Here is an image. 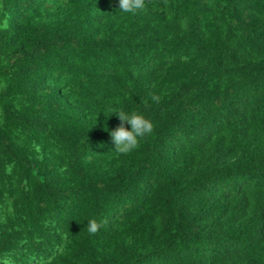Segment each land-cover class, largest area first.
<instances>
[{
  "label": "trees",
  "instance_id": "trees-1",
  "mask_svg": "<svg viewBox=\"0 0 264 264\" xmlns=\"http://www.w3.org/2000/svg\"><path fill=\"white\" fill-rule=\"evenodd\" d=\"M0 264H264V0H0Z\"/></svg>",
  "mask_w": 264,
  "mask_h": 264
},
{
  "label": "clouds",
  "instance_id": "clouds-1",
  "mask_svg": "<svg viewBox=\"0 0 264 264\" xmlns=\"http://www.w3.org/2000/svg\"><path fill=\"white\" fill-rule=\"evenodd\" d=\"M146 0H119V9L125 13H135L145 8ZM154 102H159V98L152 96ZM145 108L148 107L147 100L144 101ZM117 113L121 123L115 130L109 134L115 144V152L121 155L130 154L136 150L142 138L150 135L154 126L152 122L145 117L143 111H114ZM125 122L130 125V130L125 127ZM100 225L94 219L87 221V228L90 233L95 234Z\"/></svg>",
  "mask_w": 264,
  "mask_h": 264
}]
</instances>
